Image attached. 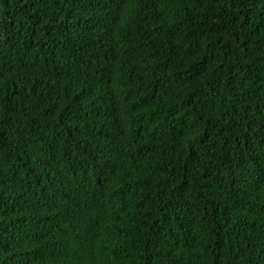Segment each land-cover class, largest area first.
<instances>
[{
  "label": "trees",
  "instance_id": "16d2710c",
  "mask_svg": "<svg viewBox=\"0 0 264 264\" xmlns=\"http://www.w3.org/2000/svg\"><path fill=\"white\" fill-rule=\"evenodd\" d=\"M0 264H264V0H0Z\"/></svg>",
  "mask_w": 264,
  "mask_h": 264
}]
</instances>
